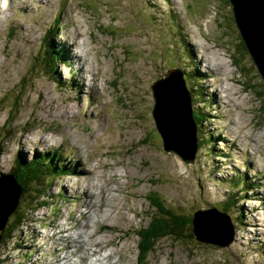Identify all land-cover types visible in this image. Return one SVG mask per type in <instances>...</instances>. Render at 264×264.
<instances>
[{"label":"rangeland","instance_id":"obj_1","mask_svg":"<svg viewBox=\"0 0 264 264\" xmlns=\"http://www.w3.org/2000/svg\"><path fill=\"white\" fill-rule=\"evenodd\" d=\"M8 1L0 0V76L8 72L0 87V174L20 176L13 170L18 155L30 160L35 154H47L40 162H53L58 173L52 176L58 177L48 187L39 171L33 172L37 179L32 183H42L48 206L30 215L15 239L0 249V262L57 264L60 252H54L49 237L58 225L70 228L69 233L80 232L85 225L81 199L94 193L90 205L111 207L114 222L110 224L118 230L113 235L103 232L108 219L98 217L87 232L103 226L98 235L110 238L103 252L111 254L108 263L136 264L135 234L149 222L144 197L155 192L179 213L177 218L191 216L199 208L222 209L231 203L234 238L226 248L194 239H165L148 255L146 264H264V229L257 228L258 221L264 227V172L253 169L251 163L255 154L264 168V83L240 47L232 13L226 18L230 5L227 8L224 0H53L52 8L42 10L40 3L31 0L28 11L13 0L6 6ZM21 29L32 36H24ZM44 30L48 36L52 30L56 35L50 55L57 60L56 68L42 65L39 43ZM73 40L89 50L87 68L94 75L82 74L80 65L60 50L64 45L68 54ZM72 48L82 54L77 46ZM208 60L223 66V73L198 75L199 65ZM2 64L11 68L4 69ZM176 68L184 73L192 110L202 121L196 125V158L188 165L163 150L151 115V86L168 79ZM222 86L230 88L224 91L225 102L241 105L231 117L213 100ZM45 93L51 94V111H59L71 99L70 113L40 111L39 104L33 103ZM204 110L211 121L203 119ZM230 119L238 123L234 143L227 140ZM245 135L254 137L259 148ZM145 138L148 143L142 145ZM80 162L87 164L92 175L80 173ZM75 182L80 193L74 191ZM227 184L243 188L231 192ZM28 203L23 195L18 212ZM82 234L70 242L76 247L70 254L76 264L86 261V256L78 257L82 242L77 241L87 240ZM93 242L99 243L95 236Z\"/></svg>","mask_w":264,"mask_h":264},{"label":"water","instance_id":"obj_2","mask_svg":"<svg viewBox=\"0 0 264 264\" xmlns=\"http://www.w3.org/2000/svg\"><path fill=\"white\" fill-rule=\"evenodd\" d=\"M228 1L238 34L264 82V0ZM151 91L154 98L151 115L163 150L176 154L186 164L193 163L197 153L196 130L191 99L182 74L172 72L168 79L152 85ZM18 186L12 184L10 191L5 174H0V242L8 221L20 204L21 187ZM190 225L198 243L226 248L233 242L230 216L215 207L195 210Z\"/></svg>","mask_w":264,"mask_h":264},{"label":"trees","instance_id":"obj_3","mask_svg":"<svg viewBox=\"0 0 264 264\" xmlns=\"http://www.w3.org/2000/svg\"><path fill=\"white\" fill-rule=\"evenodd\" d=\"M224 3L227 5V8H229V5H230L229 1L224 0ZM230 13H232V11L230 12L229 10H227L226 18L228 20H229ZM54 34H55L54 30H52V34L48 36L47 31L44 30L43 36L40 38V43H39V48L41 49L42 54L44 56L42 65L46 66L47 64L48 67L50 68H51V65H55V68L57 66L56 58L52 56L50 57V55L53 54L52 52L53 42L56 38V35ZM109 36H112V35L109 34ZM240 44H241L240 47L243 48L247 52L246 47L244 46V43L242 40L240 41ZM235 65L236 64H233L234 68H235ZM111 86L115 88L116 85L112 83ZM239 86L242 87L241 85ZM191 106L193 107V105ZM198 117L199 116L197 114H195L194 112L192 113L193 123L195 126L197 125V122L202 123L200 120H198ZM197 140H199L198 136H197ZM147 143H148V140L146 138L142 140V145H146ZM36 156H38L39 159H37ZM47 157H48L47 154H43V155L35 154L30 160H26L22 158L20 155L16 157L14 164H13V170L16 169L15 171H18L20 175L19 177H16V180L19 183H21L20 184L21 191H22L21 198L23 197V195H25L29 199V203H28V208H26L25 210H22L20 208L19 212L18 210H16L13 213L12 217L10 218L6 226L5 232L2 237V241L0 242V249L7 242L15 239L16 234L18 233L20 229L24 227L30 215H33L37 213L40 209L46 208L48 206L46 202L47 195L43 191L44 189L42 188V183L34 184V185L32 183V181H35L37 179V177L33 176L34 171H39L38 175L45 179V183H46L45 186H48V187L50 186L51 182L54 181L58 177V175H56L55 177L52 176L53 174L58 173L57 168L53 167V162H51L50 160L48 162L47 160L46 161L44 160V162H40V161H43V159ZM153 185L155 186V183H153ZM227 186L230 187L231 192L235 191L237 188L238 189L243 188V186L237 187L236 185L230 186L227 184ZM236 196H239V195H236ZM238 198L239 197H237V199ZM233 199L234 197H232L231 199L232 202H234ZM144 200L147 203V208H148L147 215L149 218V222L147 226L142 227L141 230L136 232L135 234V237L137 238V242H138L136 264H146L148 255L152 251H154L156 245L159 242L165 239L170 238L175 241H184V240L193 239V236L191 233V226H190L192 215L191 216L185 215V218L181 216L177 218L179 213L175 212L173 208L171 207V205L167 203L165 200H162L157 194H155V192L147 194L144 197ZM229 205H231V203L227 202V206H225V208L220 209V211L226 214H230L228 210ZM185 232H188L189 235L185 236L184 235ZM4 263H5V260L2 259L0 264H4Z\"/></svg>","mask_w":264,"mask_h":264},{"label":"bare ground","instance_id":"obj_4","mask_svg":"<svg viewBox=\"0 0 264 264\" xmlns=\"http://www.w3.org/2000/svg\"><path fill=\"white\" fill-rule=\"evenodd\" d=\"M13 1L17 2V3H15L17 5L18 4L19 5H24L25 8L28 11L31 10V3H30L31 0H23V1H21V0H13ZM36 1L41 4L40 8L42 10H44L45 8H49V7L52 8L53 7V0H36ZM9 3H12V0L8 1L6 3V6H8ZM6 8L9 9V7H6ZM21 31H22V34L24 36L25 35H27L29 37L32 36V33L29 32V31H25L24 32L22 29H21ZM76 37L78 38L79 36L76 35ZM75 46H77V49L81 50V52H82L81 55H78L77 51H75L74 48H72V47H75ZM83 46H84V48H83ZM18 50H19V48H18ZM60 50L68 58H70L72 60L74 59L73 61L76 64L80 65V67H81L80 70H81L82 74H85V73L89 74L91 72L94 75L96 73V72L93 73L91 69L87 68V66H89V64L87 62L88 58H86V56L89 53V50L87 49V47L85 46L84 43L83 44L77 43V42H75L73 40L72 46L70 47V52L68 54H67V47L66 46L62 45L60 47ZM198 58L200 60L203 59V57L201 55ZM2 65H3L2 66V68H3L4 64H2ZM199 66L202 67V68H200L202 70L201 74L199 72H197L198 75H200V76L201 75L205 76L204 73H206L207 71H216V72H221V73H223L222 71H224L223 66L217 65L215 63L211 64V63H209V60H208V62L207 61H202V63ZM8 67L11 68L10 65H8ZM8 67H4V69H6V68L9 69ZM217 67H219V69H217ZM13 70H15V69H13ZM194 70L195 69H193V71ZM6 72L7 71H4V74ZM4 74L0 76V87L3 85L5 77H6ZM213 78H217V77L215 75H213ZM52 80H54V79H52ZM219 83H220V81H217L215 83V85H217ZM93 86H95V84H93ZM198 88H199V86H198ZM198 91H199V89H198ZM224 91H226V93H227V92L230 91V88L229 89L228 88H224V86H222L221 90L217 88L216 91L214 92L215 98H213V100H214V102H217L218 104H221V106H219V107L223 108L225 110V112L227 114H229V117H231L233 115V112L235 110H237V108L240 107L241 105H237L234 102H233L234 104L233 103L232 104L226 103L225 99H227V97L224 95V93H225ZM40 97H41L40 100L37 99V101L35 103H33L34 105L37 104V103L39 104L40 111L42 109L47 108V111L50 114H57L58 113V114L66 115V114L70 113V108L71 107H69L70 105L69 106H67V105L70 104L69 102H73L71 99H70L69 102H67L65 105H63L59 109V111H51V110L48 109V107H49L48 104H50V105L52 104L51 94L45 93V94L40 95ZM202 100H203V98H202ZM196 104L200 106V102H196ZM95 105L98 106V104H95ZM56 107H59V106L56 105ZM91 108H93V106ZM202 108L205 109L203 104H202ZM207 112L208 111L204 110V118L203 119H205V117H206L207 120L211 121L212 118H208V116H206ZM222 116H223L222 121L224 122L226 120V117H225V115H222ZM230 125H232V127H229V130L227 131V133L229 134V138L227 140H229L230 142L234 143L233 140H232L233 139L232 135L234 134V132H237V129H234V127L237 126L238 123L235 120L230 119L229 126ZM217 138L219 140L223 141L224 136L223 135H219V136H217ZM245 139L246 140H251L252 144H254V142L252 141V140H254L256 142V146L255 145L254 146L259 148V142L254 137L251 138L250 136L245 135ZM41 140L49 141L50 139L41 138ZM235 146L237 147L238 145L235 144ZM238 148H239V146H238ZM262 149H263V147H262ZM262 149H260V150H262ZM239 150H240V148H239ZM251 159H252L251 160L252 168L257 170L258 172L263 173L264 172L263 164L260 162V160H256L255 154L251 157ZM86 165L87 164L85 162H80V164H78L77 167L80 170V173L82 172L83 174H86L87 176H90V175H92V173L90 172V170H88ZM175 167L178 168V165H176ZM84 169L86 170V172H85ZM6 179H7V184H8V188H9L10 191L12 190V184L19 185L18 182H16L15 178L12 176L11 172L6 175ZM8 180H10V182H8ZM262 181L264 183V176L262 178ZM74 184H75V186H73L74 191H78L80 193V187H79V185H77L78 183L75 182ZM79 193H76V197L79 195ZM83 193H84V191H83ZM97 194L99 195V193H97ZM94 199H95L94 193H93V195H92V193L91 194H83V197L81 199L80 209L81 210H83V209L85 210V215H84V217H85V219H84L85 223L84 224L85 225H83V224L81 225L80 230H79L80 232L69 233L70 228L64 227V225L63 226L58 225L57 228H56L57 230L49 237L48 241H52L53 242L52 246L54 248V252H60L61 253L62 251H64L67 248L73 249V251H70V253L65 254V255H62V254L59 253L58 259L56 260L57 264H65L64 260H66L70 256V254L75 252L74 248H76V247L70 245V242L72 240L81 238L83 236L82 233H84L86 235L87 240L86 241H84V240L77 241V243L81 244V242H82V244H83V245L82 244L78 245V248H79L78 257L82 260L86 256V261H85L84 264H104V263H106V264H115V262H112V263H108L107 262L108 261L107 258H109L111 254H104L103 255V252L106 250V248L108 246L107 244H109V241H110L109 240L110 238L108 240L105 239V237H108V235L107 236L104 235V234H102V235L99 234L98 235V231H100L103 228V226L102 225H98L95 228H93L94 230L91 233L87 232V230L93 224H96V222H98V219H97L98 217H102V220L108 219V224L104 225L105 230L103 232L113 235V234H115L114 230H118V229H116L117 225L115 227V226L110 224V223L114 222L113 221L114 217H113V212L111 211V207L103 206V205H98V206L90 205L93 202ZM261 201H262V204L264 206V197L261 198ZM41 206H42V204H41ZM263 215H264V213H262L261 216L263 217ZM257 223H258L257 224V228L264 229V227H262V225L260 224V221H258ZM94 236L98 239L99 243L93 242V237ZM113 255H114V253H113ZM90 257H94L95 260L94 261H90ZM66 264H76V263H75V261H73V262H69V263H66Z\"/></svg>","mask_w":264,"mask_h":264},{"label":"clouds","instance_id":"obj_5","mask_svg":"<svg viewBox=\"0 0 264 264\" xmlns=\"http://www.w3.org/2000/svg\"><path fill=\"white\" fill-rule=\"evenodd\" d=\"M256 69V68H255ZM257 71V70H256ZM262 80V79H261ZM188 93H189V96H190V99H192V97H191V95H190V92H189V90H188ZM191 105H193L192 104V100H191ZM198 116H199V114H197ZM155 130H156V128H155ZM159 137H160V135H159ZM160 139H161V137H160ZM161 142H162V140H161ZM163 148V147H162ZM33 151V150H32ZM31 151V152H32ZM13 174V173H12ZM14 175V174H13ZM14 177H15V175H14ZM16 178V177H15ZM191 226V225H190ZM191 233H192V231H191ZM193 236V235H192ZM193 239H194V237H193ZM195 240V239H194ZM196 241V240H195ZM197 242V241H196ZM201 244V243H200ZM206 245H209V244H206ZM211 246H213V245H211Z\"/></svg>","mask_w":264,"mask_h":264}]
</instances>
